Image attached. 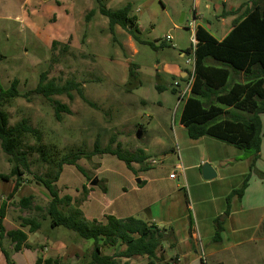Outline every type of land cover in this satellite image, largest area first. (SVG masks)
Here are the masks:
<instances>
[{
	"label": "rangeland",
	"instance_id": "374dc122",
	"mask_svg": "<svg viewBox=\"0 0 264 264\" xmlns=\"http://www.w3.org/2000/svg\"><path fill=\"white\" fill-rule=\"evenodd\" d=\"M104 3L113 10L130 4V15L136 17L139 26L140 42L119 26H115L111 33L108 19L98 11L86 21L88 10H83L68 41L54 48L50 44L45 47L37 33L29 32L23 23L13 20L0 22L2 88H8L10 81L18 78V90L23 94L37 85L40 73L46 72L47 80L54 79L59 85L79 83L85 98L94 104L85 102L76 89H71L70 95H55L54 99L70 109V113L61 112L57 120L53 108L44 97L30 94L27 98H16L7 106L9 123L14 124L22 117H27L30 124L41 131L43 143L55 145L63 152L78 147L89 152L93 149L95 139L99 140L101 147L111 144L115 148L119 143L122 151L134 154L139 150L143 152L144 161L133 162L132 169L108 153L78 160L84 173L74 165L63 166L56 183L60 195L68 194L78 199L84 184L90 188L86 198L78 204L87 219L102 220L105 215L118 216L130 209L135 212V217L147 216L146 208L154 198L166 196V199L171 198L175 202L172 195L178 200L175 202L174 214L178 217L190 213L197 233V224H201L200 215L207 216L211 212L212 202L207 199L199 204L195 193L189 197L191 190L195 192L203 187V191L208 192L211 190L209 184L199 186L198 183L212 182L211 185H218L219 180L200 178L201 182L197 183L191 178L185 183L183 171L177 173L178 170L174 172L177 175L175 180L169 178V173L174 170L173 164L177 161L178 148L191 146L185 128L179 123L182 106L180 96L187 95L193 70L192 64L186 62L190 55L185 54L184 50L195 43L190 23L195 7L210 23L208 29L215 38H222L228 26H223L215 16V4L210 0H104ZM93 5L96 9L95 2ZM85 23L89 24L88 27H84ZM168 34L172 38L165 41ZM63 44L69 48L63 50ZM131 65L135 70L133 78L128 75V66ZM180 67H187L183 77L175 73ZM139 127L142 135L136 138ZM183 139L186 143L182 142ZM34 142L28 136L27 143ZM218 143L225 142L219 140ZM199 148L208 154L216 151L212 146L203 145ZM239 153L249 154L243 151ZM240 157L241 154L237 158ZM31 159V174H26L25 182L14 195L13 201L9 202V221L17 220L23 214L36 216L39 220L46 217L44 210H21L17 205L18 199L29 194L34 195L35 201L43 208L49 201L46 190L35 184L32 176L44 174L49 166L41 162L37 154L32 155ZM151 159H155L156 164H150ZM141 164L147 167L140 170ZM10 167L7 155L0 148V172L7 173ZM87 177H91L89 182ZM95 178L96 183L91 185L90 182ZM137 178H145L146 181L138 184ZM226 182L235 184L237 181L229 178ZM12 185V181L7 185L0 184V196L10 192ZM184 190L189 199L190 209L187 212ZM183 221L177 219L175 223L178 230L177 245L170 247L165 242L162 244V261L179 255L182 258L178 264H210V258L206 262L198 259L204 250L206 234H199L191 242L180 229ZM206 223L202 220V224ZM42 224L40 232L31 235L32 239L49 234L47 220L42 221ZM56 228L52 234L57 241L66 245L82 243L74 232L63 227ZM87 243L83 242L84 245ZM89 246L90 249L81 258L84 261L89 258L92 243ZM162 261L160 264H163ZM140 264H148L147 259L141 260Z\"/></svg>",
	"mask_w": 264,
	"mask_h": 264
},
{
	"label": "trees",
	"instance_id": "16d2710c",
	"mask_svg": "<svg viewBox=\"0 0 264 264\" xmlns=\"http://www.w3.org/2000/svg\"><path fill=\"white\" fill-rule=\"evenodd\" d=\"M93 1L97 8L86 13V21L98 11L108 19L111 33L115 26H119L140 42L139 26L136 17L130 15V4L113 10L106 6L104 0ZM250 2L251 6L246 7L241 16L234 20L230 31L220 40L204 27H196L194 46L184 50L185 54H190L193 48L194 63L190 73L189 91L187 95L180 96L182 106L179 122L185 127L191 139L210 136L251 154L249 168L252 169L261 145L262 124L259 115L264 113V0ZM57 44L60 43L53 41L51 48ZM67 48L68 45L63 44L62 49ZM208 59L212 61L211 64L206 63ZM128 69L129 78H133L134 67L131 65ZM18 85L19 79L13 78L8 88L0 86V148L7 155V161L11 166L7 173L0 172V180L13 182L8 198L16 194L25 182L26 174H31V157L37 154L39 160L47 164L49 169L44 174H32L33 180L46 190L50 199L43 208L34 202V195L23 196L17 201L21 210H44L45 216L50 220V228L63 227L74 232L77 237L92 239L89 262L83 264H119L121 258L135 256H145L148 264H159L162 261L160 254L162 244L165 242L170 247L175 246L176 237L172 227L157 226L153 222L134 216L117 218L105 215L102 220L87 219L78 204L86 198L90 188L84 184L82 195L77 199L68 194L60 195L56 185L66 164L74 165L77 170L84 173L83 168L77 163L81 158L108 153L132 169L133 162L144 161L143 152L139 150L134 154L122 151L119 143L115 148H112L111 144L101 147L98 139H95L93 149L89 152L79 147L63 152L55 145L48 146L41 141V131L33 127L27 117L10 124L7 106L16 98H27L30 94H37L47 100L53 108L54 117L59 120L60 113H70V109L53 96L70 95L71 89H76L88 104H94L85 98L79 83L59 85L54 79L47 80L46 72L40 73L39 81L32 90L21 94ZM28 136L35 140L34 144L27 143ZM247 178L248 175L239 188L230 192L228 202L234 195L242 196ZM90 180L91 177H87V182ZM6 210L7 203L3 201L0 205V239L3 236L9 238L14 251L22 247L33 248L27 243V234L22 229L4 228L2 220ZM218 220L215 222L214 242L220 240L222 230ZM41 221L36 216L21 217L20 227H28V232H35L40 228ZM118 245L125 248L115 251L112 255L102 253L104 247ZM0 249L6 257V264H10L1 241ZM35 264L64 263L59 259L37 258ZM164 264L177 263L175 257H171Z\"/></svg>",
	"mask_w": 264,
	"mask_h": 264
},
{
	"label": "crops",
	"instance_id": "0c3cea01",
	"mask_svg": "<svg viewBox=\"0 0 264 264\" xmlns=\"http://www.w3.org/2000/svg\"><path fill=\"white\" fill-rule=\"evenodd\" d=\"M194 1L196 2V0ZM210 1L215 4V16L223 26H228L222 38L230 31L234 20L241 16L246 7L251 6L250 0ZM93 2V0H0V22L5 23L6 21L13 20L23 23L29 32L37 33L44 46L48 47L53 41L66 43L74 27L79 22L78 17L83 10L89 11L94 9ZM205 6L208 7L209 4H205ZM192 15L193 17L190 23L193 27V34L197 26L204 27L210 33L208 29L210 23L196 11V7L192 10ZM46 25L49 26L45 27ZM88 25V23H85L84 27H88ZM4 29L3 27L2 30ZM206 63L211 64L212 61L208 59ZM186 69L187 67H180L175 73L183 77L186 74ZM259 117L262 124L261 145L252 169L249 168L252 160L251 154L245 155V153H239L242 150L230 144L226 145L227 143H218L219 140L215 141V138L210 136H201L197 139L190 138V147L184 146L183 149L178 148L176 155L177 161L173 164V169L178 170L177 173L183 171L185 183L191 178L197 181V183L201 182V166L204 162L210 163L216 173L215 178L219 180L218 185H211L213 184L212 182L198 183L199 186L209 184L211 190L208 192H204L203 187H200V189L202 188L201 190H195V192L191 190L189 197L191 198L193 193H195L196 200L199 204H203L207 199H210L212 202L211 212L207 216L200 215L201 224H197V233L194 230L193 219L190 213L189 215L186 213L178 217L174 214L175 202H178L176 196L171 195L175 199V202L171 198L166 199V196L154 198L146 208L148 211L147 216H140L139 218L153 222L157 226L172 227L175 237L178 233L175 223L177 219H182L184 221L180 229L191 242V239L197 238L199 234H206L207 240L205 241L203 250L204 259L202 260L198 256L201 262H206V259L210 258V264H264V113L260 114ZM180 126L183 125L180 123ZM184 140L182 142L186 143ZM203 145L212 146L216 151L208 154L204 149L199 148ZM170 150L174 151V149ZM240 154L241 157L237 158ZM146 167L145 165H140L139 169L141 170ZM247 175V185L242 196L238 197L234 195L228 202L227 197L230 192L233 189L239 188ZM169 178L175 180L177 175L174 178ZM229 178H235L237 182L235 184H229L226 182ZM10 181L12 180H0V184L5 183L7 185ZM141 181L144 183L146 179L141 178L138 184H143ZM12 187L13 185L11 189ZM9 193L0 196V205L3 201L7 203V210L2 224L6 230L22 229L27 234V243L33 246V248L22 247L20 250L14 251L13 243L9 238L3 236L0 241L3 250L8 255L10 264H35L37 258L59 259L64 264H83L89 262L90 257L86 261L81 258L90 249L89 245L93 243L92 239L78 237L82 243L66 245L62 241H57L53 236L52 232L57 228H50L48 235H44L43 237L40 235L34 236V239H32L31 235L36 232L39 233V230L42 229V221L47 220V224L50 227L48 217L41 221L40 228L35 232H28V227H20V219L21 217H25L24 214L18 216L17 220L12 219L9 221V202H12L14 197L8 198ZM184 197L187 212L190 208L188 193L185 190ZM47 199L49 200L50 198L47 197ZM34 202L37 203L36 201ZM133 213L135 212L130 209L126 210L125 214H119L118 216L112 215L117 218H125L134 216ZM157 219L159 220L156 221ZM216 219H219L218 224L222 230L220 232V240L214 242L213 236ZM202 220L207 221V223L202 224ZM183 240L186 241V239ZM84 241L86 243L88 242L87 245L83 244ZM187 244L189 243L187 242ZM192 245L194 244L192 243ZM124 248V246L119 245L104 247L102 253L112 255L115 251L123 250ZM174 257L176 263H180L182 257L179 255H175ZM143 259H146V257L135 256L133 258H121L119 264H140ZM166 261H162L163 264ZM0 264H6V257L1 249Z\"/></svg>",
	"mask_w": 264,
	"mask_h": 264
},
{
	"label": "water",
	"instance_id": "95a60500",
	"mask_svg": "<svg viewBox=\"0 0 264 264\" xmlns=\"http://www.w3.org/2000/svg\"><path fill=\"white\" fill-rule=\"evenodd\" d=\"M183 20V17L180 19V22ZM142 135V132H141V127H139L136 131V134H135V137L136 138H140ZM201 175H202V178L205 179V180H211L213 178H215L216 176V173L214 171V169L212 168V166L210 165V163L208 162H204L201 166ZM138 183L140 182V179L137 178L136 180ZM96 183V178L94 180H92L90 182L91 185H94Z\"/></svg>",
	"mask_w": 264,
	"mask_h": 264
},
{
	"label": "built area",
	"instance_id": "2783aa9c",
	"mask_svg": "<svg viewBox=\"0 0 264 264\" xmlns=\"http://www.w3.org/2000/svg\"><path fill=\"white\" fill-rule=\"evenodd\" d=\"M171 35H166L165 36V41H169V40H171ZM194 42H196L195 41V38H194ZM195 44V43H194ZM190 58H187V60H186V62L187 63H191L192 64V66H193V63H194V54H193V48H192V50H191V52H190ZM149 163L150 164H156V160L155 159H151L150 161H149ZM176 170H173L170 174H169V177H171V178H174L175 177V172ZM200 258L203 260L204 259V252H203V250H202V254L200 255Z\"/></svg>",
	"mask_w": 264,
	"mask_h": 264
}]
</instances>
